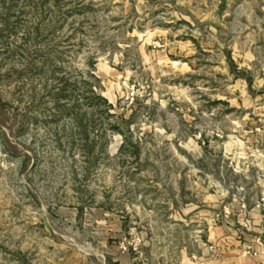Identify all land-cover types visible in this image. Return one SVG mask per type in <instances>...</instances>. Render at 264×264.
<instances>
[{"label":"rangeland","instance_id":"obj_1","mask_svg":"<svg viewBox=\"0 0 264 264\" xmlns=\"http://www.w3.org/2000/svg\"><path fill=\"white\" fill-rule=\"evenodd\" d=\"M263 170L264 0H0V264H185Z\"/></svg>","mask_w":264,"mask_h":264},{"label":"crops","instance_id":"obj_2","mask_svg":"<svg viewBox=\"0 0 264 264\" xmlns=\"http://www.w3.org/2000/svg\"><path fill=\"white\" fill-rule=\"evenodd\" d=\"M258 185L260 190L254 200L230 199L227 207L215 214L217 223L202 241L198 257L187 258L185 264H264V214L259 207L264 196V179ZM101 264H137V261L127 253L112 252L102 258Z\"/></svg>","mask_w":264,"mask_h":264},{"label":"built area","instance_id":"obj_3","mask_svg":"<svg viewBox=\"0 0 264 264\" xmlns=\"http://www.w3.org/2000/svg\"><path fill=\"white\" fill-rule=\"evenodd\" d=\"M260 201H262V202H263V201H264V197H263V198H261V199H260ZM262 212H263V214H264V207L262 208Z\"/></svg>","mask_w":264,"mask_h":264},{"label":"trees","instance_id":"obj_4","mask_svg":"<svg viewBox=\"0 0 264 264\" xmlns=\"http://www.w3.org/2000/svg\"><path fill=\"white\" fill-rule=\"evenodd\" d=\"M105 102V101H104ZM114 129H117V128H114ZM123 145V143L121 144V146Z\"/></svg>","mask_w":264,"mask_h":264}]
</instances>
